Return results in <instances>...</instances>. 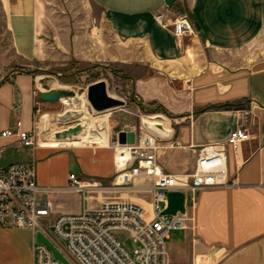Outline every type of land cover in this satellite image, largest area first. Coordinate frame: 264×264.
<instances>
[{
  "label": "crops",
  "instance_id": "1",
  "mask_svg": "<svg viewBox=\"0 0 264 264\" xmlns=\"http://www.w3.org/2000/svg\"><path fill=\"white\" fill-rule=\"evenodd\" d=\"M86 1L92 8L76 13L55 0H0V133L18 118L32 130L35 108L53 103L40 95L59 89L78 65L129 74L131 105L164 109L166 119L149 123L178 142L160 154L175 174L193 171L191 146L222 141L246 120L253 138L228 149V174L238 184L188 191L189 227L169 233L168 264H264V0H176L171 8L164 0ZM159 12L186 13L197 33L180 43ZM126 126L133 125L117 132ZM91 144L25 147L0 135V165L33 159L44 186H65L70 173L109 186L112 145ZM62 196L81 201L74 192L45 194L51 219L82 210ZM107 196L97 199L115 198ZM33 242L32 229L0 228V264H34Z\"/></svg>",
  "mask_w": 264,
  "mask_h": 264
},
{
  "label": "built area",
  "instance_id": "2",
  "mask_svg": "<svg viewBox=\"0 0 264 264\" xmlns=\"http://www.w3.org/2000/svg\"><path fill=\"white\" fill-rule=\"evenodd\" d=\"M156 17L180 43L183 38L197 33L195 22L186 13L166 17L159 12ZM18 108L19 104H14L13 110ZM155 116L149 118L153 120ZM157 126L160 125H150L142 120L138 126L123 128L135 132L133 143H120L116 133L111 141L115 174L109 186L77 173L69 174L65 186H44L37 181L36 161L33 159L0 165V228L33 230L34 264H62L50 247L38 240V233L71 264H168L166 243L169 233L189 227L191 217L186 210L188 191L195 193L206 187L237 185V179L228 174V149L240 150L244 142L253 138V133L247 121L242 120L226 139L191 146L190 150L195 155L193 171L180 175L166 170L160 162L164 149L179 144ZM161 127L164 128L163 125ZM37 129L38 125L32 130L25 129L22 119L18 118L0 135L17 137L25 147H39L43 145L39 142ZM171 191L185 194L184 211L165 213ZM54 192L78 194L82 210L51 219L53 204L45 194ZM124 193L148 194L149 209L137 201L120 198ZM105 195L115 198L97 199ZM90 200L98 201V205L88 207ZM126 238L133 242L132 249L126 246ZM57 240L66 241L67 251L58 246Z\"/></svg>",
  "mask_w": 264,
  "mask_h": 264
},
{
  "label": "rangeland",
  "instance_id": "3",
  "mask_svg": "<svg viewBox=\"0 0 264 264\" xmlns=\"http://www.w3.org/2000/svg\"><path fill=\"white\" fill-rule=\"evenodd\" d=\"M55 1L58 3L61 2L63 7L70 8L76 13H80V11H86L87 9L89 10L92 8V6L90 7L86 0ZM92 13L94 12L91 10V14ZM84 68L85 65L74 66V70L71 71V73L73 74L66 78H60L59 83H56V87L73 91L74 95H72L71 97L77 98L76 100H79V102L83 101V103L86 105V108L81 109L83 112V116L85 118H88L89 122L93 120L96 123L97 121V123H102L104 128L107 127L110 139H112L118 129L125 124L138 126L140 125L142 120L145 122L154 121L159 118V115L164 116L165 119L167 118V116L161 111L147 112L142 109L138 110L137 107L131 105L130 98L133 90V85L132 82L127 78V75L129 74L115 69H113V73L109 74L101 68H87L85 70ZM26 69H29V66H27ZM45 79H48V77L45 76ZM102 79L107 81V87L110 94L125 101L124 106L112 108L101 112L95 111L92 108L87 98V87L92 82ZM64 98L66 97H62L60 100L53 102L51 106H37L35 108L34 126L37 125V123L41 125V129H37L38 139L40 143L46 142L51 138H54L55 131L64 129L67 126L81 122L79 117H73L71 119L62 120L57 117L59 114H65L67 111H71L72 108L75 109L78 105L76 100L73 101L71 104H67L63 101ZM147 108L154 109L155 107L153 105H149L147 106ZM153 115L156 116L152 120L149 117ZM43 128L45 129L42 130ZM108 143L111 144V142ZM107 197H111V195H108ZM123 197H132L134 201H137L140 204L144 205L147 209H149L150 207L148 194L143 195L140 193H128L127 196V193H124ZM188 197L190 198V196ZM61 199L65 200L67 206L70 208L80 209L81 207H83L82 201H80L78 198L62 196ZM94 203L96 202L90 200L87 202V206L90 207ZM120 237L124 238L123 235H121ZM57 244L61 249L67 251L66 241L57 240ZM125 244L129 249H132L134 246L133 242L128 238L125 239Z\"/></svg>",
  "mask_w": 264,
  "mask_h": 264
},
{
  "label": "water",
  "instance_id": "4",
  "mask_svg": "<svg viewBox=\"0 0 264 264\" xmlns=\"http://www.w3.org/2000/svg\"><path fill=\"white\" fill-rule=\"evenodd\" d=\"M175 1L176 0H164V4L171 8L174 6ZM72 95H74L73 91L59 88L42 93L40 98L43 101L55 102L62 97H71ZM87 98L92 108L98 112L119 107L125 103L122 99L109 94L104 80L93 82L87 87ZM242 108L250 110V106ZM84 130L85 125L78 122L64 129L55 131L54 138L58 140L78 139ZM118 140L120 143H133L135 140V132L131 130H121L118 132ZM179 210H185V194L181 191H171L168 193V207L166 208L165 213L175 214ZM37 237L40 242H43L50 247L54 256L59 259L62 264H71L69 260L41 233H38Z\"/></svg>",
  "mask_w": 264,
  "mask_h": 264
},
{
  "label": "bare ground",
  "instance_id": "5",
  "mask_svg": "<svg viewBox=\"0 0 264 264\" xmlns=\"http://www.w3.org/2000/svg\"><path fill=\"white\" fill-rule=\"evenodd\" d=\"M77 98L73 97H66L64 98V102L67 104H71L73 101H75ZM82 99V98H81ZM78 105L74 109L72 108L71 111H67L65 114H59L57 117L59 119H71L73 117H79L81 120V123L85 125V130L83 133L80 134L78 139L73 140H58L55 138H51L50 140H53V143H61V144H71L75 146H81L86 143H96V144H108L109 142V135L107 127L104 128L102 123H96L92 121H88V118H85L83 116V112L81 109L86 108V105L83 103V101L76 100ZM150 121H147L146 123H149ZM150 124V123H149ZM38 127L41 129V125L37 124ZM151 125V124H150ZM43 128L42 130H44ZM55 141V142H54ZM43 142V141H42ZM47 142V141H46ZM46 142H43L42 145L46 146Z\"/></svg>",
  "mask_w": 264,
  "mask_h": 264
},
{
  "label": "trees",
  "instance_id": "6",
  "mask_svg": "<svg viewBox=\"0 0 264 264\" xmlns=\"http://www.w3.org/2000/svg\"><path fill=\"white\" fill-rule=\"evenodd\" d=\"M141 108H142L143 110L147 111V112H148V111H151V112L161 111V112H164V113H165L164 109H163L161 106H159V105H157L154 109H148L147 107L142 106V105H141Z\"/></svg>",
  "mask_w": 264,
  "mask_h": 264
}]
</instances>
